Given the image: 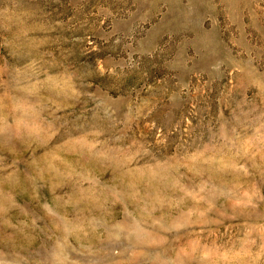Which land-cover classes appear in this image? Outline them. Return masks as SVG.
Masks as SVG:
<instances>
[{"label": "rangeland", "instance_id": "rangeland-1", "mask_svg": "<svg viewBox=\"0 0 264 264\" xmlns=\"http://www.w3.org/2000/svg\"><path fill=\"white\" fill-rule=\"evenodd\" d=\"M0 264H264V0H0Z\"/></svg>", "mask_w": 264, "mask_h": 264}]
</instances>
